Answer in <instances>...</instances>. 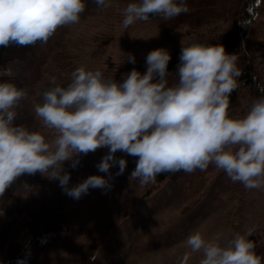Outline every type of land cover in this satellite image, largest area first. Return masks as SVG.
<instances>
[{
	"label": "clouds",
	"instance_id": "obj_1",
	"mask_svg": "<svg viewBox=\"0 0 264 264\" xmlns=\"http://www.w3.org/2000/svg\"><path fill=\"white\" fill-rule=\"evenodd\" d=\"M98 8L109 0H94ZM85 0H0V47L46 44L58 28L77 24ZM188 11L186 0H129L120 10L122 27L147 22L151 16L163 21ZM135 64L133 54L126 56ZM171 54L167 48L151 50L146 71L132 68L120 80L99 69L77 66L69 82L61 85L49 77L42 102L33 104L40 129L17 124L18 109L28 91L14 80H0V197L23 175L39 173L79 200L90 189H110L112 167L116 176L127 168L122 152L137 158L129 182L155 183L162 173L206 170L222 171L246 190H264V86L242 115L229 114L230 97L239 87V57L223 44L181 42L176 80L170 82ZM45 130L48 135L45 134ZM100 148L107 153L97 163L99 172L70 186L71 161ZM254 228L222 241L205 238L199 230L185 240L199 264H264L249 239Z\"/></svg>",
	"mask_w": 264,
	"mask_h": 264
},
{
	"label": "rangeland",
	"instance_id": "obj_2",
	"mask_svg": "<svg viewBox=\"0 0 264 264\" xmlns=\"http://www.w3.org/2000/svg\"><path fill=\"white\" fill-rule=\"evenodd\" d=\"M244 1L186 0L188 11L174 19L151 16L125 29L120 10L129 0H109L103 9L85 0L79 23L58 28L46 44L4 49L0 80L12 79L28 91L16 123L40 129L33 104L42 102L49 77L66 85L79 65L116 80L133 67L143 73L146 56L155 48H167L172 60L180 56L181 42H205L226 32L230 25L224 16ZM233 38L223 42L226 51L238 55L251 47L264 82V0L254 6L251 34ZM128 54L136 57L135 64L127 62ZM175 70L170 82L176 80ZM253 98L250 87L240 82L238 101L229 114L242 115ZM107 151L82 155L75 169L71 161L65 162L70 186L92 174L107 175L96 167ZM116 156L127 160L124 173L116 176L118 166L112 167L111 188L90 189L79 200L69 197L58 180L39 173L21 176L0 197V264H199L200 254L189 256L185 244L191 231L227 241L249 228H254L257 254L264 256V190H246L214 168L205 175L204 186L196 171H178L157 182L160 189L153 192L154 183L129 182L136 157L122 152ZM57 226L66 228L39 237Z\"/></svg>",
	"mask_w": 264,
	"mask_h": 264
},
{
	"label": "trees",
	"instance_id": "obj_3",
	"mask_svg": "<svg viewBox=\"0 0 264 264\" xmlns=\"http://www.w3.org/2000/svg\"><path fill=\"white\" fill-rule=\"evenodd\" d=\"M258 0H245L244 3L242 4V6L240 8H238L236 11L234 12H228L225 16H224V20L229 22V29L222 33L217 35L216 37H212L211 39H209L208 41L202 42V43H207V44H223L224 41L229 40L228 37L230 36L235 37L233 39L236 40V38H242L245 36H248L251 34L252 31V21H253V17H254V6L256 5V2ZM6 47H0V63H1V59H2V53L4 51ZM245 53L242 54V50L238 52V57H239V61H238V66L242 69V75L238 78L239 82H243L247 87H250V89L252 90L253 93V97L256 98L258 95L261 94L260 92V88L259 86H263L264 82L261 81V78L259 76V73L256 71V66H255V62H254V55L253 52L251 50V47H245L244 48ZM179 63V56L170 60L169 64H168V70L169 72H172L176 69L177 65ZM253 98V99H254ZM238 101V89L235 90L231 97H230V107L229 110L236 104V102ZM215 167L213 165H209V167L204 170V171H200L199 169L196 170V172L202 176L203 179V183L201 184V186L205 185V175L212 171ZM174 173L171 172H166V173H162L160 175H158L156 177V181L154 183V191L156 192L158 189H160V184H162L163 182H165L170 176H172ZM157 182H159L160 184H158ZM238 185H240V183H237ZM66 227L64 226H57L55 228H50L48 230H46L45 232H41V234L39 235V237H41L42 235H44L45 233H51L54 231H62V229H64ZM38 237V238H39ZM35 239V238H34ZM34 239L31 240L32 243L34 242ZM249 239H251L253 242L255 240V236L252 234ZM255 244V242H254ZM258 249L256 248L255 245V251H257Z\"/></svg>",
	"mask_w": 264,
	"mask_h": 264
}]
</instances>
